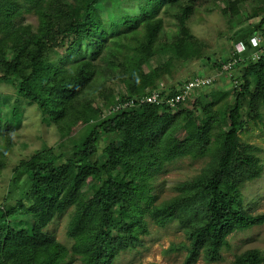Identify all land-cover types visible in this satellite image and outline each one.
<instances>
[{
  "label": "trees",
  "instance_id": "obj_1",
  "mask_svg": "<svg viewBox=\"0 0 264 264\" xmlns=\"http://www.w3.org/2000/svg\"><path fill=\"white\" fill-rule=\"evenodd\" d=\"M108 4H115L110 14ZM202 7H213L231 29L264 11V0H133L123 6L119 0H0V84L16 95L10 109L0 111V137L20 128L22 101L59 134L55 148L44 146L14 167V181L25 175L26 187L0 205V264H114L149 234L146 218L159 228L182 225L187 243L173 247L184 249L183 264L214 263L231 234L264 225V211L251 214L243 205L241 186L259 178L262 167L257 148L240 140L264 107V17L235 39L247 44L262 33L258 59L242 58L232 107L214 110L217 101L201 91L175 108L141 104L103 115L99 106L155 89L175 95L186 81L178 87L168 82L178 71L211 62L206 43L189 26ZM161 12L174 31H165ZM31 13L39 20L36 29L22 22ZM96 82L99 90L87 97ZM179 119L183 131L177 134ZM103 139L107 147L99 152ZM186 156L210 160L175 197L154 204L156 175ZM69 209L73 244L66 248L46 228ZM230 264H264V255L248 250Z\"/></svg>",
  "mask_w": 264,
  "mask_h": 264
},
{
  "label": "rangeland",
  "instance_id": "obj_2",
  "mask_svg": "<svg viewBox=\"0 0 264 264\" xmlns=\"http://www.w3.org/2000/svg\"><path fill=\"white\" fill-rule=\"evenodd\" d=\"M119 1L123 6L127 5L128 1L132 2L133 0ZM114 5L108 4V14L114 11ZM209 10H206V7L196 9L190 19L189 26L193 34L206 43L208 47L207 54L212 58V61L209 63L204 61L191 62L178 71L173 80L168 82L174 84V87H178L179 83L196 76L214 77V83L200 90L201 94H207L209 100L217 101L214 110L228 109V107L234 105V98L232 97L233 83L240 81L244 69L237 66L232 71L231 76L228 74L221 76L218 75V69L212 67V63L223 64L224 60L230 59L233 52L238 54L241 59L252 57L262 46L261 43L255 41V37L262 38L261 31H257L254 37H250L247 44L243 42L234 44V42L238 37L237 35L258 25L260 19L264 17V11L260 10L257 17L240 22L229 29L226 27L224 18L213 7H210ZM233 10L237 12L235 7H233ZM159 16L164 20L166 32L175 30L171 18L165 16L162 12ZM22 20L24 24L33 29H36L39 25L37 16L32 13L24 15ZM262 29L264 30V26ZM99 85L100 82H96L91 91L86 93V96H94L99 90ZM4 99H7L6 104L3 103ZM15 101L14 89L11 86L0 84V111L5 113ZM99 106L103 110L105 109V106L101 104ZM19 107L22 112L20 128L12 130L7 139L0 137V162L3 163V166L0 167V205L6 202L11 203L15 198H19L20 190L26 187L25 175H21L15 181L13 179L14 167L18 162L30 157L44 146L55 148L59 142L58 132L53 127H47L41 121L40 114L35 106L22 101ZM187 107L190 108L191 106ZM260 112L261 117L249 122L245 131L240 135L242 143L257 148L256 156L262 167L259 178L245 182L241 186L244 208L251 214H259L264 211V107L260 108ZM81 128V125H78L75 132H78ZM173 129L177 134L183 131L182 119L175 123ZM106 147L107 142L103 139L99 145V152H102ZM209 160L208 157L192 158L186 156L166 164L162 171L156 175L153 182L151 196L155 198L154 204L158 205L175 197L178 194L177 187L196 177ZM72 211V209H69L46 228V232L52 234L66 248H70L73 244V241L67 237ZM146 219L149 234L143 237L142 244L132 251L121 253L114 264H183L184 249L174 248L182 243H187L182 225L178 221H174L166 228H159L149 218ZM228 242L229 248L221 252L219 261L206 263L201 258L195 264H230L234 256L252 249H258L264 255V225L253 227L244 232L233 233L228 237ZM71 264H82V262L75 260Z\"/></svg>",
  "mask_w": 264,
  "mask_h": 264
},
{
  "label": "built area",
  "instance_id": "obj_3",
  "mask_svg": "<svg viewBox=\"0 0 264 264\" xmlns=\"http://www.w3.org/2000/svg\"><path fill=\"white\" fill-rule=\"evenodd\" d=\"M255 41L257 43L262 42L260 37H255ZM260 52L261 49L254 53L251 59H258ZM242 62L243 60L241 58H231L226 63L221 65V68L218 70V75L222 76L224 74H228L231 76V73L235 67H243ZM214 80V77L196 76L186 80L180 87H178V91L175 95L170 96L168 93L162 94L159 89H155L141 98H134L133 100L125 101L121 104H117L116 106L107 107L104 109L103 115L113 114L124 109L139 106L141 104H152L159 107L175 108L177 105L184 103L186 100L195 96L200 90L211 86L214 83ZM236 83L237 81H235L233 84L236 85Z\"/></svg>",
  "mask_w": 264,
  "mask_h": 264
}]
</instances>
